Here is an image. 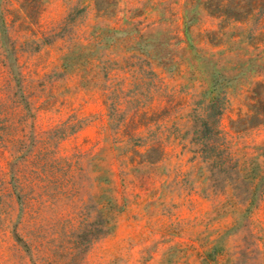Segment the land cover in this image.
Segmentation results:
<instances>
[{"label": "rangeland", "instance_id": "obj_1", "mask_svg": "<svg viewBox=\"0 0 264 264\" xmlns=\"http://www.w3.org/2000/svg\"><path fill=\"white\" fill-rule=\"evenodd\" d=\"M0 264H264V0H0Z\"/></svg>", "mask_w": 264, "mask_h": 264}]
</instances>
